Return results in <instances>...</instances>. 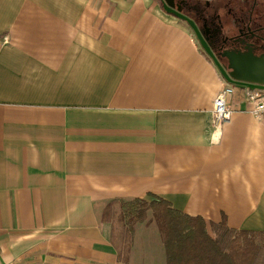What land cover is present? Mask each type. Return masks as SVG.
I'll list each match as a JSON object with an SVG mask.
<instances>
[{
  "label": "crops",
  "instance_id": "crops-1",
  "mask_svg": "<svg viewBox=\"0 0 264 264\" xmlns=\"http://www.w3.org/2000/svg\"><path fill=\"white\" fill-rule=\"evenodd\" d=\"M248 108L157 0H0V264H124L104 209L149 195L264 232V119ZM126 264H167L150 214Z\"/></svg>",
  "mask_w": 264,
  "mask_h": 264
},
{
  "label": "trees",
  "instance_id": "trees-1",
  "mask_svg": "<svg viewBox=\"0 0 264 264\" xmlns=\"http://www.w3.org/2000/svg\"><path fill=\"white\" fill-rule=\"evenodd\" d=\"M149 214L158 226L167 264H264V232L231 229L225 220L209 228L204 218L178 211L155 195L112 201L104 209L102 221L112 227L111 243L121 263H128L135 228Z\"/></svg>",
  "mask_w": 264,
  "mask_h": 264
},
{
  "label": "flooded vegetation",
  "instance_id": "flooded-vegetation-1",
  "mask_svg": "<svg viewBox=\"0 0 264 264\" xmlns=\"http://www.w3.org/2000/svg\"><path fill=\"white\" fill-rule=\"evenodd\" d=\"M157 1L191 32L200 47L201 42L205 44L226 72L230 70L225 54L264 56V0Z\"/></svg>",
  "mask_w": 264,
  "mask_h": 264
},
{
  "label": "water",
  "instance_id": "water-1",
  "mask_svg": "<svg viewBox=\"0 0 264 264\" xmlns=\"http://www.w3.org/2000/svg\"><path fill=\"white\" fill-rule=\"evenodd\" d=\"M201 47L213 60L214 65L220 69L222 77L228 84L241 88L264 90V56L256 58L252 55L225 54L224 57L228 60L230 70L226 72L203 42H201Z\"/></svg>",
  "mask_w": 264,
  "mask_h": 264
},
{
  "label": "built area",
  "instance_id": "built-area-1",
  "mask_svg": "<svg viewBox=\"0 0 264 264\" xmlns=\"http://www.w3.org/2000/svg\"><path fill=\"white\" fill-rule=\"evenodd\" d=\"M244 89V99L249 104L247 113L257 119H264V90ZM234 95V90L224 86L214 103V124L212 128L220 132L224 127L232 122L233 111L228 104V98Z\"/></svg>",
  "mask_w": 264,
  "mask_h": 264
}]
</instances>
